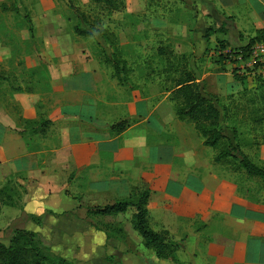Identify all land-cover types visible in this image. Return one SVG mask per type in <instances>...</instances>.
Returning <instances> with one entry per match:
<instances>
[{"label": "rangeland", "instance_id": "374dc122", "mask_svg": "<svg viewBox=\"0 0 264 264\" xmlns=\"http://www.w3.org/2000/svg\"><path fill=\"white\" fill-rule=\"evenodd\" d=\"M143 2L146 12L133 14L134 0H111L110 4H97L93 0H0V45L9 50L10 55L0 61V117L5 116V108L12 110L16 117L13 128H0V133L5 136L0 153L12 156L13 148L9 146L15 141L20 143L22 137L25 141L37 133H41L39 139L42 142L34 138L28 143L26 141L27 155L42 147L43 151H49L45 146L54 148L57 145L55 130L45 133L49 128L43 116L50 106L67 101L63 95L69 93L65 83L67 79L76 80L91 70L102 76L92 100L99 103L106 118L112 115L113 121L120 123L128 104L137 101L155 104L167 99L174 108L171 92L181 78L191 74L201 94L215 105L219 112L218 128L233 144L238 145L247 157L252 147L264 145V78L248 72L244 61L234 54V48L225 43L217 42L222 54L220 57L209 55L216 52L209 48L211 45L207 47L206 55L191 57L194 51L197 52L196 42L188 43L171 37L172 33L178 34L172 31V24L163 30H153L152 19H171L172 16L168 13L155 16L148 7L154 1ZM183 13L186 14L185 10ZM187 14V17H192L189 12ZM176 16L175 21L178 22L179 14ZM229 38L237 47L248 43L236 33L230 34ZM229 38L227 41L230 43ZM116 67L122 72L116 73ZM85 82L88 84L89 80L74 84L81 89ZM70 88L74 89V86ZM21 103L40 106L38 111L30 113L39 115L40 123L22 119ZM21 130L24 131L21 133ZM227 145L222 141L218 151L226 149ZM218 151H214V157ZM214 157L211 162L220 168L215 175L219 177L220 185L213 191L209 190L202 199L194 193L183 192L178 198L164 200V185L173 179L180 181V172L186 168L184 161L181 163L177 158L171 168L158 166L155 185H138L130 197L136 202L141 194L148 192L146 208L150 228L157 233L166 232L169 240L180 244L182 249L187 243L198 249L209 248L220 254L219 259L206 254L204 257L207 259L214 258L220 264H245L240 251L248 239L244 232L248 230V222L220 223L215 219L219 210L227 209V196L232 198L233 194L240 205L246 201L264 204V181L248 177L233 160L215 163ZM257 162L259 168L264 166L260 159ZM18 171L12 165L0 163V192L11 194L12 201L6 200L5 203L16 206L15 209L9 208L12 210L22 205L26 193L18 180L28 177ZM1 201V209L10 207ZM98 209L102 206L87 208L90 222L69 223L68 217L64 216L57 223L47 220L33 233L53 255L78 264L80 254L77 251L90 240L75 233L94 235V232H104L105 240L94 235L92 242L99 246V242L104 241L106 251L112 245L117 247L111 238L115 237L119 244L125 238L124 229L129 224L130 212L119 218H106L95 215ZM213 211L216 215H212ZM19 227L30 228L31 225L27 218L4 216L1 212L0 239L7 240L11 231ZM102 254L106 258L101 264H118L109 253Z\"/></svg>", "mask_w": 264, "mask_h": 264}, {"label": "crops", "instance_id": "0c3cea01", "mask_svg": "<svg viewBox=\"0 0 264 264\" xmlns=\"http://www.w3.org/2000/svg\"><path fill=\"white\" fill-rule=\"evenodd\" d=\"M153 1L148 6L151 14L159 16L157 14L168 13L172 18L152 19V29L163 30L172 24V31L178 34L172 33L171 37L186 40L188 43L196 42L197 52L194 51L191 57L206 55L209 45V48L216 50L209 55L222 56L217 42L226 37L215 30L223 24L226 29H231L232 33L244 37L248 42L257 32L264 31V0ZM134 2L136 5L132 8L133 14L146 12L143 0ZM184 10L186 14L183 13ZM187 12L192 15L191 18L187 17ZM176 14H179L178 22L175 21ZM209 28H212L214 33L206 41V31ZM9 57V50L0 45V61ZM101 77L99 73L91 70L82 73L76 80L67 79L65 82L69 96L63 95L67 101L50 106L47 114L43 116L49 128L45 129V133L55 130L57 145L54 148L43 144L49 151H43L42 147L27 155L26 141L28 143L34 138L42 142L39 139L42 137L41 133H37L25 141V137H22L20 143L15 141L9 146L13 148L12 156L0 153V163L12 165L19 169L18 173H26L28 177L26 180H18L26 190L22 205L17 210L4 207L0 214L2 212L4 216L27 218L31 225L30 228L13 229L7 240L0 239V244L8 246L15 230L34 232V229H38L47 220L57 223L67 216L69 223L90 222L86 214L87 208L95 205L105 208L127 200L131 192L141 184L152 187L156 184L155 173L158 166L171 168L176 158L181 163L183 160L186 168L180 172V181L173 179L164 185V200L170 197L178 198L183 192L194 193L198 199H202L209 190L213 191L220 185L219 177L215 176L220 168L211 162L214 151L204 146L202 138L192 124L176 119L173 104L167 99L155 104L147 101L128 104L126 114L120 120L128 123V127L119 135L112 134L111 126L119 122L113 121L112 115H107L106 118L100 111L102 108L99 103L92 100ZM84 80H89V83L85 82L84 86L78 89L74 83ZM71 86H74V89H71ZM39 108L38 104L21 103L20 110L24 113L22 119L40 123L39 115H30ZM8 109L5 108V116L0 117V126L13 128L16 117L13 116V111ZM23 131L21 130V133ZM4 140L5 136L0 133V145ZM45 142L49 143V140ZM248 158L255 160L253 163L256 166L260 165L257 162L259 159L264 164V145L252 147L248 151ZM39 160L43 161L38 162ZM260 169H264V166ZM227 198V209L217 210L219 216L215 221H247L248 230L244 232L248 239L240 254L245 264H264V204L259 201H246L240 205L236 202L235 194L232 198ZM158 205L159 203L156 206ZM129 212V224L124 229L126 234L122 244H119L115 237L111 238L117 247L112 245L109 251L105 250L107 245L104 241H100L99 246L97 242H92L94 235L95 238L105 240L104 232H94V235L88 232L75 233L90 240L77 251L80 254L78 264H101L106 258L102 253H109L118 264H176L158 260L153 252L142 247L140 236L131 230V220L136 211L130 208L126 213L117 216L119 218ZM214 214L213 211L212 215ZM183 249L177 253V264H206L209 260L208 264H220L214 258L204 257L207 254L218 256L219 259V252L209 248L198 249L188 243Z\"/></svg>", "mask_w": 264, "mask_h": 264}, {"label": "trees", "instance_id": "16d2710c", "mask_svg": "<svg viewBox=\"0 0 264 264\" xmlns=\"http://www.w3.org/2000/svg\"><path fill=\"white\" fill-rule=\"evenodd\" d=\"M93 1L97 4L111 3V0ZM216 31L226 37L224 40H218V43L230 45L231 48H234L232 50H235L234 54L241 56L243 59L248 57L250 49L256 42L264 40V31H259L247 44L237 47L233 43V39L229 38L232 33L231 29H226L225 24L221 25ZM79 33L84 34V32ZM212 33H214L212 28L207 29L206 41ZM227 38L232 42L229 43ZM223 47L222 45L221 48ZM115 70L118 74L122 72L118 67ZM171 97L176 118L191 123L197 134L203 139L205 147L218 151L222 141L228 143L226 149L217 152L218 154L214 157L215 163L233 160L248 177L260 178L264 181V169L254 165L240 147L233 144L218 128L219 112L215 105L201 94L193 75L188 74L181 78L171 92ZM127 127L128 123L120 122L111 126L110 131L112 134L119 135ZM0 197L4 206L8 204V206L16 208L11 203H5L6 200L12 201L9 192H0ZM131 198L129 197L127 200L118 202L113 206L98 209L94 213L95 215L113 217L126 213L129 208H134L136 213L132 217L131 226L141 237L144 248L152 251L158 260L177 263V253L181 249V245L170 241L166 232H154L149 226V213L146 208L149 200L148 192L141 194L136 202H133ZM13 233L14 235L8 246L0 244V264H71L44 248L36 233L25 230H15Z\"/></svg>", "mask_w": 264, "mask_h": 264}, {"label": "built area", "instance_id": "2783aa9c", "mask_svg": "<svg viewBox=\"0 0 264 264\" xmlns=\"http://www.w3.org/2000/svg\"><path fill=\"white\" fill-rule=\"evenodd\" d=\"M238 57L239 60L244 61L248 72L264 78V40L256 42L252 46L247 58L243 59L241 56Z\"/></svg>", "mask_w": 264, "mask_h": 264}]
</instances>
